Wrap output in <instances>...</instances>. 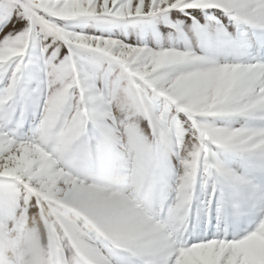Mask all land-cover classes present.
I'll use <instances>...</instances> for the list:
<instances>
[{
  "label": "clouds",
  "instance_id": "9594fccd",
  "mask_svg": "<svg viewBox=\"0 0 264 264\" xmlns=\"http://www.w3.org/2000/svg\"><path fill=\"white\" fill-rule=\"evenodd\" d=\"M189 3L218 9L234 27L247 26L264 37L260 0ZM41 6L47 8L48 0H41ZM51 10L61 16L80 14ZM154 10H160L155 0H133L118 12L147 15ZM98 11H107V5ZM74 39L77 50L92 47L88 38ZM26 46V35L0 43V65L22 55ZM153 59L141 60L146 78L155 72ZM233 61L169 57L172 69L166 80L148 87L124 84L114 94L96 95L87 100V112L74 110L78 90L71 82L79 60L64 64L31 133L32 141L56 161L57 178L34 180L31 190L17 186L21 203L15 220L0 228V264H116L114 254L131 256L138 264H159V255L171 254V264H185L182 253L190 245L183 236L197 169L202 185L211 184L225 179L229 169L218 153H234L236 146L243 149L236 155L245 160L264 157V132L252 134L213 119L249 107L264 109V77L256 74L257 66ZM186 174L192 181L181 179ZM255 211L238 244L264 237V206Z\"/></svg>",
  "mask_w": 264,
  "mask_h": 264
},
{
  "label": "snow or ice",
  "instance_id": "6c2138e0",
  "mask_svg": "<svg viewBox=\"0 0 264 264\" xmlns=\"http://www.w3.org/2000/svg\"><path fill=\"white\" fill-rule=\"evenodd\" d=\"M132 2L133 0H48V7L45 8L41 6V0H0V24L7 27L13 17L22 22L19 28L13 23L12 28L0 37V43H7L21 35L27 36V46L23 54L0 65V178L4 180V183L0 184V228L6 221L15 220L16 210L21 203L18 185L31 190L34 180L57 178L53 174L56 161L50 156L47 148L36 145L31 139L34 126L29 134L20 135L18 130L22 126V120H15L16 102L18 97H22L26 92L25 77L30 67L36 66L44 74L41 81L44 100L39 122L43 116L44 103L48 98L51 84L54 79L60 77L62 66L71 62L74 57L79 60L75 79L71 82L78 90V103L74 102V110L83 107L85 112H87V100L96 95L114 94L124 84H143L148 87L156 80H166L172 69V64L166 63L169 57L181 61L200 62L215 59L208 47H203L198 53L188 47L183 49L171 45L165 47L159 40L155 47H150L142 40L128 43L113 37L110 34L112 26L151 25L154 17H159L160 21L180 33L182 22L169 19L168 13L171 10L181 12L185 9L206 10L190 4L189 0H180L175 4H171V0H155L159 11L154 10L147 15H120L118 10L121 6ZM260 2L261 7H264V0ZM101 4L107 5V11H98ZM53 6L56 9L80 14L61 16L51 10ZM205 19L206 23L201 25L195 17H192L191 28L197 36L204 35L209 26L213 27L221 36L223 45L231 50L233 62L256 65V74L264 77V59L252 57L247 61H241L240 56L245 54L242 49L246 45L233 41L215 16L206 15ZM76 23L80 24L81 29L84 24L91 23L99 29V33L75 31L73 28ZM105 32L109 34L105 35ZM49 37L51 41L46 43ZM75 37L81 40L90 39L92 47L75 49ZM97 40L99 45L96 43ZM259 43L264 45V40ZM61 46L67 49L63 56L60 55ZM147 55L154 57L152 64L155 72L152 78H146L145 66L141 63ZM169 107L170 105L166 104L165 111ZM261 112H264V109L249 107L230 114L244 117L245 123L241 125V129L255 134L257 131L264 132V120L260 119ZM84 126L86 129L87 121ZM232 147L235 150L234 154L243 152V149ZM250 160L254 161L260 171H264V157H252ZM198 174L200 175L199 169L196 171L195 180ZM224 176L225 179L211 183V191L207 192L202 202V211L206 216L212 211V205L215 202L217 221L225 222L223 235H214L212 238L189 244L190 247L182 253L185 264H248V257L243 251L247 241L237 243L238 238L243 235L236 230L237 223L248 208L264 206V185L254 184L249 187L251 181L242 174L233 173L230 168L224 171ZM185 178L192 181L190 174L181 177V179ZM195 180L192 181L193 192ZM207 185H204L205 188ZM224 185L231 186L238 193H242L243 198L228 199L223 191ZM218 188L219 196H217ZM229 219L234 229L231 238H228ZM247 230L248 228H245L243 233ZM228 242H231L230 251ZM226 252L227 255H225ZM241 252L243 256L240 255ZM114 255L116 264H138V261L131 256ZM173 259L171 254L158 256L159 264H171Z\"/></svg>",
  "mask_w": 264,
  "mask_h": 264
},
{
  "label": "rangeland",
  "instance_id": "374dc122",
  "mask_svg": "<svg viewBox=\"0 0 264 264\" xmlns=\"http://www.w3.org/2000/svg\"><path fill=\"white\" fill-rule=\"evenodd\" d=\"M206 15L215 16L233 41L241 45H246V47L242 49L245 54L240 56L241 61H247L252 57L264 59V45L259 43L261 40H264V37H261L259 33L254 32L247 26H240L239 28L234 27L229 18L218 9L204 11H201L200 9H185L183 12L175 9L171 10L168 13L169 19L174 22H182L180 33L175 32L163 21H160L159 17H154L152 18L151 25L112 26L110 34L113 37L124 40L128 43H136L142 40L150 47H155L157 40H159V42L165 47L169 45L181 49L188 47L198 53L201 52L203 47H208L214 58H227L231 60L233 58L231 50L223 45L221 36L213 27L209 26L206 33L202 36H197L192 30V17H195L201 25H204L206 23ZM13 23L16 24L17 28L22 26V22L18 21L16 17H13L12 22H10L7 27L0 24V37L12 28ZM73 30H83L86 33L92 34L99 33V29L94 27L91 23L84 24L82 29L80 24L76 23ZM107 34L109 33L105 32V35ZM50 41L51 37L45 42L47 43ZM53 47H55V45H53ZM50 51L51 48L49 49V52ZM66 51L67 49L61 46L60 55L63 56ZM25 78L27 80L26 92L22 97H18L15 106V120H22V126L18 130L20 135L29 134L34 124L38 122L44 100L43 85L41 84V81L44 78L43 72L36 66H32L30 67L29 72L26 73ZM180 119H184L182 114H180ZM213 119L218 124L230 127H239L245 123V118L237 114H228ZM218 156L219 159L238 174L246 176L257 185L264 184V175L261 174V171L256 167L254 161L245 160L231 152H220L218 153ZM170 163L173 166L178 164L175 155L170 154ZM2 183H4V180L3 178H0V184ZM210 191L211 184H208L207 188H205V186L202 185L201 177L198 174L194 183L189 223L183 236V239L187 244L198 242L201 239L212 238L214 235H223L225 222L223 220H220L219 222L217 221L215 202H213L212 211L209 215L206 216L202 211V202L205 200L207 192ZM223 191L228 199L243 198V194L238 193L231 186L224 185ZM172 195H174V193H172ZM219 195L220 189L218 188L217 196ZM255 216V208H248L245 215L238 221L236 230L239 231L240 234H244L243 230L250 226L251 221ZM233 231L234 229L231 219H229L228 238L232 237ZM243 251L247 257L254 262V264H264V237L253 238L247 241L243 246Z\"/></svg>",
  "mask_w": 264,
  "mask_h": 264
}]
</instances>
